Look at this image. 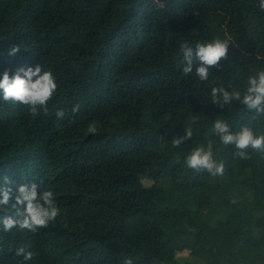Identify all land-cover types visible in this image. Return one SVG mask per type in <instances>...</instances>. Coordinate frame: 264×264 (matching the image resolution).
I'll list each match as a JSON object with an SVG mask.
<instances>
[{"label": "trees", "instance_id": "trees-1", "mask_svg": "<svg viewBox=\"0 0 264 264\" xmlns=\"http://www.w3.org/2000/svg\"><path fill=\"white\" fill-rule=\"evenodd\" d=\"M214 38L232 41L227 59L207 81L196 60L184 75L180 44ZM37 63L58 84L47 115L0 98V187L13 196L0 207V264H21L19 247L34 253L27 264H264V153L242 160L212 131L220 118L264 134V115L210 96L264 70L258 0H0V77ZM193 114L192 139L172 147ZM209 141L222 176L185 163ZM33 183L60 214L35 233L5 232L24 210L11 207L18 187Z\"/></svg>", "mask_w": 264, "mask_h": 264}, {"label": "clouds", "instance_id": "clouds-1", "mask_svg": "<svg viewBox=\"0 0 264 264\" xmlns=\"http://www.w3.org/2000/svg\"><path fill=\"white\" fill-rule=\"evenodd\" d=\"M164 7L163 3L158 5ZM258 8L264 12V0H258ZM232 41L228 39L214 38L208 42H198L195 46L188 43L180 44L179 51L183 57L182 73L184 75L193 74V61L199 62L195 68V76L199 81L204 82L209 79L210 70L219 68L220 62L227 59L229 46ZM19 45L10 47V56H15L20 52ZM186 62V65H185ZM58 88L57 80L53 72L45 70L39 63L35 67L17 68L14 74L10 75L5 71L0 77V98L5 102L14 105L19 104L27 107L29 115L36 119L43 113L49 112L48 104L52 100ZM211 103L223 109L226 105L239 102L247 112L254 113L253 119L258 115H264V70L259 71L254 76H250L243 90L238 88H225L224 86H214L210 91ZM79 111V105H74L71 112L75 114ZM64 109H57L55 116L58 120L65 118ZM197 122V116L191 115L188 126L184 128V135L172 139V147L178 148L193 137L192 125ZM213 133L219 137L224 146H232L235 149L234 156L240 159H249V149L255 152L264 153V134H257L252 127L241 126L238 131L232 130L231 126L223 119L216 118L212 127ZM98 127L95 121L87 126V133L95 135ZM185 163L187 167L196 172L206 171L211 176H222L224 174L223 162H217L213 158V142L209 141L206 146L200 145L194 148L187 155ZM10 183L5 178V184ZM38 185L35 183L23 184L18 187L14 197L13 209L17 206H24L23 211H16L14 219L7 216L2 220V227L5 232H10L14 228L28 230L33 233L40 229L47 228L54 222L60 214V209L55 201V194L51 190L44 189L38 193ZM13 200L12 189L0 187V207L9 205ZM17 257L23 256L21 264H27L33 259L34 253L25 247L15 250ZM123 264H133L131 258L123 261Z\"/></svg>", "mask_w": 264, "mask_h": 264}, {"label": "rangeland", "instance_id": "rangeland-1", "mask_svg": "<svg viewBox=\"0 0 264 264\" xmlns=\"http://www.w3.org/2000/svg\"><path fill=\"white\" fill-rule=\"evenodd\" d=\"M144 183H145V185L149 186V185L153 184V181L146 179V180H144ZM178 257H179L181 260H183V259H185V258H186V259L193 260L192 257L190 256V253L187 252V251H185V252H183V253H179V254H178ZM197 264H199V263L197 262Z\"/></svg>", "mask_w": 264, "mask_h": 264}]
</instances>
